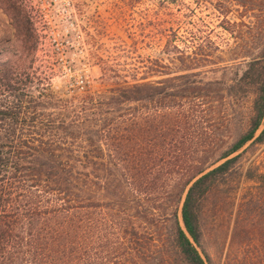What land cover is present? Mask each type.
Listing matches in <instances>:
<instances>
[{
    "label": "trees",
    "instance_id": "16d2710c",
    "mask_svg": "<svg viewBox=\"0 0 264 264\" xmlns=\"http://www.w3.org/2000/svg\"><path fill=\"white\" fill-rule=\"evenodd\" d=\"M211 2L238 52L236 64L211 72L216 78L132 84L115 73L108 80L119 81L104 90L55 92L51 74L36 67L41 38L25 1L0 0L16 30L13 49L0 50V264H215L205 204L242 154L192 186L182 209L187 233L179 207L195 173L242 150L264 126V0ZM240 10L250 22L229 19ZM205 47L193 57L175 48L176 59L205 61ZM263 143L264 128L251 148ZM258 173L248 205L262 223Z\"/></svg>",
    "mask_w": 264,
    "mask_h": 264
},
{
    "label": "rangeland",
    "instance_id": "374dc122",
    "mask_svg": "<svg viewBox=\"0 0 264 264\" xmlns=\"http://www.w3.org/2000/svg\"><path fill=\"white\" fill-rule=\"evenodd\" d=\"M66 1L53 11H30L41 38L36 67L51 74L55 92L85 85L92 91L104 90L119 81L108 80L115 73L132 84L185 73H206L214 79L213 70L236 64L234 40L221 27L223 17L212 0L201 7L194 0H70L71 8ZM244 15L243 10L235 11L229 19L250 22ZM243 32L249 36L247 28ZM15 40L16 30L0 8V50H12L9 44ZM198 44L206 45L205 61L176 59L175 48L193 57ZM214 47L220 48L217 56L222 60L217 56L207 60ZM258 172H264V143L247 148L206 200V246L215 264L255 258L264 264V216L262 223L253 219V207L248 205L258 194L256 181L249 178Z\"/></svg>",
    "mask_w": 264,
    "mask_h": 264
},
{
    "label": "water",
    "instance_id": "95a60500",
    "mask_svg": "<svg viewBox=\"0 0 264 264\" xmlns=\"http://www.w3.org/2000/svg\"><path fill=\"white\" fill-rule=\"evenodd\" d=\"M263 128H264V126L258 131V133L256 134V137H255V138H257V137L260 135V133H261V131L263 130ZM255 138H254L251 142H249V143H248V144H247L242 150H240V151H238V152H236V153L230 155L229 157H227V158H225V159H221V160H219L218 162H215L214 164L210 165L208 168H206V169L203 170L202 172L198 173L195 177H193V178L190 180V182L188 183V185L186 186V188H185V190H184V192H183L182 199H181V203H180V207H179V220H180V224H181L182 228L185 230V232H186V229H185V226H184V223H183V220H182V209H183V206H184V202H185V200H186V198H187V195H188L190 189L192 188V186H193V185H194V184H195L200 178H202L203 176L207 175L208 173H210V172L213 171L214 169L218 168L219 166L223 165L226 161H228V160H230V159H233V158H235V157H237V156H240L242 153H244V151H245L247 148H249V147L253 144ZM186 233H187V232H186ZM190 239H191L192 243L194 244V246H195V247L197 248V250L199 251L200 255H201V256L203 257V259L206 261L205 256H204L202 250L196 245V243L193 241L192 238H190Z\"/></svg>",
    "mask_w": 264,
    "mask_h": 264
},
{
    "label": "built area",
    "instance_id": "2783aa9c",
    "mask_svg": "<svg viewBox=\"0 0 264 264\" xmlns=\"http://www.w3.org/2000/svg\"><path fill=\"white\" fill-rule=\"evenodd\" d=\"M29 12H48L53 11L56 7L62 3V0H25ZM67 5L71 8L72 2L67 0Z\"/></svg>",
    "mask_w": 264,
    "mask_h": 264
}]
</instances>
